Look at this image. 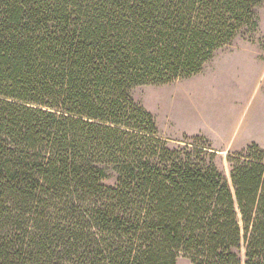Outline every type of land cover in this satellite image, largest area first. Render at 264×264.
I'll use <instances>...</instances> for the list:
<instances>
[{"label":"trees","instance_id":"1","mask_svg":"<svg viewBox=\"0 0 264 264\" xmlns=\"http://www.w3.org/2000/svg\"><path fill=\"white\" fill-rule=\"evenodd\" d=\"M263 2L0 0V264H264V150L226 177L130 98L200 74Z\"/></svg>","mask_w":264,"mask_h":264},{"label":"rangeland","instance_id":"2","mask_svg":"<svg viewBox=\"0 0 264 264\" xmlns=\"http://www.w3.org/2000/svg\"><path fill=\"white\" fill-rule=\"evenodd\" d=\"M255 17L256 29L242 30L217 50L200 74L130 92L151 115L162 140L175 145L197 139L194 144L216 154L226 177L228 155L252 144L264 150V2ZM177 264L191 263L180 257Z\"/></svg>","mask_w":264,"mask_h":264}]
</instances>
